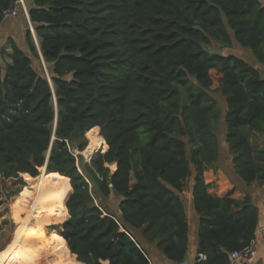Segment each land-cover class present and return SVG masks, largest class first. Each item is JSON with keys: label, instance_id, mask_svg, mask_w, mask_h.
<instances>
[{"label": "trees", "instance_id": "trees-1", "mask_svg": "<svg viewBox=\"0 0 264 264\" xmlns=\"http://www.w3.org/2000/svg\"><path fill=\"white\" fill-rule=\"evenodd\" d=\"M12 2L0 0V27ZM28 10L40 49L28 23V53L12 42V63L4 50L0 58V205L17 196L1 193V183L25 186V174L36 180L46 168L42 192L53 193L36 219L67 217L51 228L62 243L43 244L44 256L59 264H152L149 244L179 264L190 247L189 193L197 253L207 255L194 264H229L255 239L259 210L250 195H211L204 174L226 156L233 182L264 184V77L210 49L237 45L264 67V4L33 0ZM212 70L221 74L216 90ZM95 137L104 147L86 162L82 152ZM27 190L12 203L20 224ZM44 229L28 230L21 242ZM20 249L8 258L21 260Z\"/></svg>", "mask_w": 264, "mask_h": 264}, {"label": "crops", "instance_id": "crops-1", "mask_svg": "<svg viewBox=\"0 0 264 264\" xmlns=\"http://www.w3.org/2000/svg\"><path fill=\"white\" fill-rule=\"evenodd\" d=\"M25 3L27 10L28 8L30 9L33 7V0H25ZM27 30H28V21L22 13L17 18H10L2 23L0 27V58H1V53L4 50L5 60L6 62H8V64L12 63V56H13V50L11 46L12 42H14L17 45V47L23 49L25 52L28 53L27 50L28 47L26 42ZM33 42L39 50L40 46L38 40L33 39ZM93 145L97 149V151L101 146V144L98 142L93 143ZM229 161L231 162L230 158H227L226 156H221L220 161L216 165L210 167L208 171L205 172L204 174L205 182L211 185L209 193L215 197H225L232 191H233L232 198L238 201H243L247 195H250L252 197L253 204L256 205L259 210V225L254 239L256 241L257 257L254 264H264V184L255 182L252 184V186L248 187V186H243L235 181L233 182L232 179L230 178V172L231 170H233V168H231V164ZM45 169L43 168V170L45 171L44 173L47 174ZM112 170H115V166L112 167ZM30 186L36 192V189L32 185ZM41 191H42V186H41ZM48 195L49 194L47 193L46 196ZM30 199L31 198L28 196L24 197L20 201L21 204H19V208L24 211L26 209L28 210L29 209L28 206L26 207L23 204H25L24 202L25 200H30ZM45 200L46 198L44 200L42 199L41 202L42 205ZM186 203H187L188 212L190 213L189 216L192 220L191 231H190V247H189V254L187 259L179 264H194L195 258L198 255L197 253L198 226H197V217L195 216L193 210L192 198L189 195V193L186 194ZM42 210L44 211L43 207ZM39 214L40 213L35 215V221L37 222V224L40 223L36 219L37 215ZM51 232L52 234L55 233L56 235H58V233L55 230H51ZM20 245H21V241H20ZM144 246L146 248L148 255L151 258L152 264H173L167 262L164 259V257L157 250L155 245L145 244ZM103 264H109V262L106 261Z\"/></svg>", "mask_w": 264, "mask_h": 264}, {"label": "rangeland", "instance_id": "rangeland-1", "mask_svg": "<svg viewBox=\"0 0 264 264\" xmlns=\"http://www.w3.org/2000/svg\"><path fill=\"white\" fill-rule=\"evenodd\" d=\"M260 1L264 4V0H260ZM34 34H35V31H34ZM36 39L38 40L37 36H36ZM36 39H34V40H36ZM38 42H39V40H38ZM210 51L212 53H218V54L225 55V56L235 55L237 57H240L243 60H245L248 64H250L253 68L258 69L261 72L262 76L264 77V67L259 65L256 62V60L247 51L241 49L237 45H234V47L231 49H220L219 46L213 45L212 48L210 49ZM42 66H44V65H42ZM35 68L38 71L41 70V68L39 67V63L35 64ZM44 71L47 72L46 67H44ZM211 76H212L213 81H214L213 90H216L219 87V79L221 78V74L219 73L218 70H212ZM213 96L217 100H219L221 104H224V100H223V98L219 92L214 91ZM223 110L225 112V107ZM222 123H224L223 120H222ZM99 133H100V129H99ZM217 134H219L218 137H220V139L222 138V140H223V136H225L224 124H221L218 126ZM87 140H88V138H87ZM96 140H98L97 137H95L91 143L88 140V146H87L86 150L82 153L86 154L87 156H91L94 154V150L96 152H98L99 150L97 151V149L94 147V145L90 149H88V147H90V145H92V143ZM84 154H83V158L86 161V160H88V158H86V156ZM40 171H41L40 176L45 174V173H42V172H45L44 170H40ZM47 175L48 174H45V175H43V177H45V179H48ZM23 180L25 182V186L19 185V186L15 187L14 183H7V182L1 183V193H6L8 191L9 194L17 193V195H19L25 187H28V190H27V192H25V194L27 196L30 195L33 192V191H31V188H30V185H32V184L29 183L27 178H24ZM53 186H55V183H51V187H53ZM52 191H53L52 189H50V190L48 189L47 193L48 194L53 193ZM66 193L67 194L69 193V185L66 188ZM35 195H36V192L34 191L33 197H30L31 202L34 201ZM48 196H45V198H48ZM68 197H69V194H68ZM15 198H16V196L12 197V198H8V199L6 197H3V204L0 205V253H3L0 255V264H13V262L15 264L16 260L6 258L9 250L5 253H4V251L6 249H8V247L12 244L15 236H16V238H15V242H16L17 238L19 237L20 232L28 224L29 219H30V215H31L30 211H28L27 209H26L27 211L26 210L25 211L20 210V211H24L27 215V217L25 215H23V217L26 218V220L22 224L18 223L13 218L12 203H13ZM41 202H42V199H41ZM19 204H21V202H19ZM23 205L27 207L26 202ZM41 205H42V203H41ZM42 207H43V205H42ZM66 217L67 216H66V212H65L63 215V218L61 220H60V218H61L60 217V218L56 219L55 224H50L51 222H50L49 218L47 217V214L46 215L42 214L40 216V221L43 223V227L45 225V230L43 232V235L41 237H35L32 235L31 236L28 235L27 238H24V240L21 242V245H23V246L20 249V253L22 252L21 255L23 258L21 257L22 259L17 260L16 263L17 264H35L40 259L43 261L42 264H59V261H57V260H59V258H55V256L50 257V255L44 256L45 252H42L40 249L43 246V244H45V243L47 244L48 241H50V242L53 241L56 243L59 240L61 242L59 235H56L55 233L52 234L51 228H53V226L61 224L66 219ZM48 225H50L51 227ZM27 226L30 229H37L35 221L31 222L30 225L28 224ZM46 226H48V227H46ZM16 231H17V233H16ZM38 252H39L40 256L39 257H33V253H36L38 255ZM5 260H6V262L4 263Z\"/></svg>", "mask_w": 264, "mask_h": 264}, {"label": "built area", "instance_id": "built-area-1", "mask_svg": "<svg viewBox=\"0 0 264 264\" xmlns=\"http://www.w3.org/2000/svg\"><path fill=\"white\" fill-rule=\"evenodd\" d=\"M23 14L30 26V31L32 32L34 39H36V33L34 34V28L32 26V23L30 21V16H29V12L27 10L26 7V3L25 0H13L11 7L4 12L3 14V18L2 21H6L10 18H17L20 14ZM75 154L77 155L78 152H75ZM84 153H82L83 155ZM86 156V158H88V160H86L87 162H90L93 155L91 156H87L86 154H84ZM257 257V250H256V241L253 240L250 245L248 247H246L245 249L241 250V251H235L231 254V260L229 262V264H254L255 260ZM198 259L199 261H206L207 260V255L204 253H201L198 255Z\"/></svg>", "mask_w": 264, "mask_h": 264}, {"label": "bare ground", "instance_id": "bare-ground-1", "mask_svg": "<svg viewBox=\"0 0 264 264\" xmlns=\"http://www.w3.org/2000/svg\"><path fill=\"white\" fill-rule=\"evenodd\" d=\"M104 144H105V141L104 143L100 146L99 148V151H102L103 147H104ZM96 153V151L94 150V154ZM44 173V172H42ZM45 175V174H43ZM40 176V178L36 179V180H32L31 177H29L28 175L25 174V178H27V180L29 181L30 184H32V186L36 189V196H35V199L33 202H31V200H25L26 202V205L28 206V211H30L31 215H30V219H29V222L28 224L30 225L31 222L35 221V215L38 214V213H42V212H45V211H48L49 209H44V211L42 210V205H41V199H44L45 198V194L41 191V186L43 185L42 181H44V178ZM32 182V183H31ZM51 194V193H49ZM36 222V221H35ZM27 224V225H28ZM25 226L22 231L20 232L19 234V237L17 238L16 242L13 244V246L9 249L8 251V255H7V259L8 257L18 248H22V245H20V241L22 239V237L24 236V234L27 232V230H34V231H37V232H40L44 229L43 227V223L40 222L39 224H37L36 222V226H37V229H30L28 226ZM45 226V225H44ZM6 259V260H7ZM6 260L4 261V263L6 262ZM83 264V263H81Z\"/></svg>", "mask_w": 264, "mask_h": 264}, {"label": "water", "instance_id": "water-1", "mask_svg": "<svg viewBox=\"0 0 264 264\" xmlns=\"http://www.w3.org/2000/svg\"><path fill=\"white\" fill-rule=\"evenodd\" d=\"M100 151H98V153H99ZM97 153V152H96ZM45 169V168H44ZM110 187L112 188L113 186L112 185H110Z\"/></svg>", "mask_w": 264, "mask_h": 264}, {"label": "clouds", "instance_id": "clouds-1", "mask_svg": "<svg viewBox=\"0 0 264 264\" xmlns=\"http://www.w3.org/2000/svg\"><path fill=\"white\" fill-rule=\"evenodd\" d=\"M98 153V152H97ZM97 153H95V154H97ZM95 154H93V156L95 155ZM83 156V155H82ZM87 162V161H86ZM46 170V169H45Z\"/></svg>", "mask_w": 264, "mask_h": 264}]
</instances>
